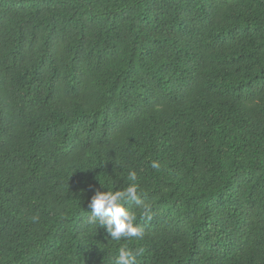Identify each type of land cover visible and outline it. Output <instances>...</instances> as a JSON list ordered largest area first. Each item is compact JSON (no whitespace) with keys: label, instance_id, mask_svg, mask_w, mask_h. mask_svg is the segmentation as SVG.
Returning a JSON list of instances; mask_svg holds the SVG:
<instances>
[{"label":"trees","instance_id":"1","mask_svg":"<svg viewBox=\"0 0 264 264\" xmlns=\"http://www.w3.org/2000/svg\"><path fill=\"white\" fill-rule=\"evenodd\" d=\"M129 171L152 218L116 241L88 203ZM121 246L264 264V0H0V264Z\"/></svg>","mask_w":264,"mask_h":264},{"label":"clouds","instance_id":"2","mask_svg":"<svg viewBox=\"0 0 264 264\" xmlns=\"http://www.w3.org/2000/svg\"><path fill=\"white\" fill-rule=\"evenodd\" d=\"M151 167L159 170L158 161H152ZM128 187L122 191H101L96 190L88 203L90 216L87 223L99 224L100 228L105 229L111 239L120 241L121 239L130 240L132 238H143V230L135 226L136 215L130 213L125 204L134 202L140 207L142 214L151 220L150 206L144 204L140 195H138L137 173L129 171ZM33 221L39 219L38 216L32 217ZM144 249H131L127 246H121L118 249V256L115 264H136V258L143 254Z\"/></svg>","mask_w":264,"mask_h":264}]
</instances>
